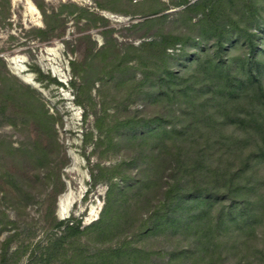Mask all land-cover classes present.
I'll return each mask as SVG.
<instances>
[{"label":"trees","instance_id":"trees-1","mask_svg":"<svg viewBox=\"0 0 264 264\" xmlns=\"http://www.w3.org/2000/svg\"><path fill=\"white\" fill-rule=\"evenodd\" d=\"M170 2L183 8L160 15L166 28L153 38L124 50L114 38L102 48L113 60L98 80L124 89L123 107L112 125L96 116L105 139L93 144L105 141L129 155L91 170L93 186L109 183L99 218L88 226L73 216L55 219L45 245L30 250L23 241L12 249L19 224L0 209V235L8 231L0 264H19L24 256L25 264H264V0ZM40 8L46 26L37 36L49 42L61 36L60 20ZM35 71L39 80L64 86ZM6 82L0 79V126L12 123L9 110L20 104L49 133L52 115L33 89ZM130 98L139 100L134 111ZM50 146L35 141L39 162L49 161ZM3 156L0 177L20 188ZM87 231L90 241L77 244ZM152 237L157 250L140 244Z\"/></svg>","mask_w":264,"mask_h":264},{"label":"rangeland","instance_id":"rangeland-1","mask_svg":"<svg viewBox=\"0 0 264 264\" xmlns=\"http://www.w3.org/2000/svg\"><path fill=\"white\" fill-rule=\"evenodd\" d=\"M31 1L36 10L28 9L26 0H0V79L21 91L33 89L36 99L52 115L53 123L48 133L37 120H29L18 104L9 110L12 123L7 121L0 126L3 150L0 155L6 156V167L20 178L21 185L14 188L0 177V209L19 224L20 235L12 249L24 241L30 250L39 241L42 245L48 242L55 219L73 216L88 226L99 218L109 183L101 181L93 186L91 170L97 164L112 168L128 159L126 148L111 146L105 141L96 147L93 144L105 139V132L96 128V116L103 118L104 125H112L122 115L123 107L124 89L116 90L106 81L98 80L113 60L112 55L104 57L102 48L114 38L122 50L127 49L128 43L138 46L166 28L159 20L160 15H172L183 8L172 5L170 0ZM40 7L49 18L57 13L60 20L56 33L62 34L49 42H42L37 36L36 29L46 26ZM71 61L76 62L79 75H74ZM128 64L136 65L135 60ZM36 68L64 86L39 80ZM131 70L136 71L135 79L139 80L141 74ZM25 77L32 78L37 85ZM72 80L77 82V87H72ZM132 100H125L130 111L140 106L139 100ZM85 111L87 120H84ZM91 131L85 144L86 133ZM37 140L51 145L49 161L39 162L41 155L35 150ZM69 190L74 200L69 210L61 213L60 196ZM4 194H7L5 198ZM7 234L8 231L1 233L0 242ZM90 234L87 231L76 243H88ZM140 244L156 250L160 247L155 237ZM26 257L19 264H25Z\"/></svg>","mask_w":264,"mask_h":264},{"label":"bare ground","instance_id":"bare-ground-1","mask_svg":"<svg viewBox=\"0 0 264 264\" xmlns=\"http://www.w3.org/2000/svg\"><path fill=\"white\" fill-rule=\"evenodd\" d=\"M26 2L29 5L28 9L36 10V8H35V6L31 0H26ZM21 69H22V67L19 68V70H21ZM25 80H27L30 83L36 84V82L30 77H25ZM73 200H74V197H73L71 190L65 192L62 196H60V199H59V210H60V212L62 213V212L68 211Z\"/></svg>","mask_w":264,"mask_h":264}]
</instances>
